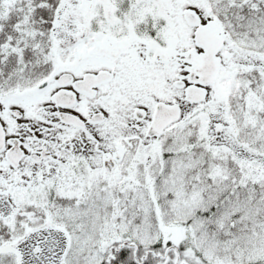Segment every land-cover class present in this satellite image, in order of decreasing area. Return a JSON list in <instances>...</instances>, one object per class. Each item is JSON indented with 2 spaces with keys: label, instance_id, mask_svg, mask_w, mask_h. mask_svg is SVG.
<instances>
[{
  "label": "snow or ice",
  "instance_id": "1",
  "mask_svg": "<svg viewBox=\"0 0 264 264\" xmlns=\"http://www.w3.org/2000/svg\"><path fill=\"white\" fill-rule=\"evenodd\" d=\"M0 264H264V0H0Z\"/></svg>",
  "mask_w": 264,
  "mask_h": 264
}]
</instances>
